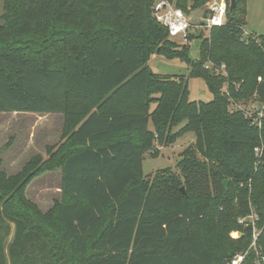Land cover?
<instances>
[{
	"label": "trees",
	"instance_id": "1",
	"mask_svg": "<svg viewBox=\"0 0 264 264\" xmlns=\"http://www.w3.org/2000/svg\"><path fill=\"white\" fill-rule=\"evenodd\" d=\"M156 1L11 0L0 113L59 114L63 142L16 175L0 168V264H263L264 117L257 129L229 107L264 105V35L244 36L248 0H226L223 25L189 31L193 62L154 18ZM168 1L187 15L210 0ZM152 54L184 62L187 79L153 73ZM192 78L209 102L189 100ZM188 134L179 172L146 181L143 154ZM40 165L61 172L46 212L25 196Z\"/></svg>",
	"mask_w": 264,
	"mask_h": 264
},
{
	"label": "rangeland",
	"instance_id": "2",
	"mask_svg": "<svg viewBox=\"0 0 264 264\" xmlns=\"http://www.w3.org/2000/svg\"><path fill=\"white\" fill-rule=\"evenodd\" d=\"M213 1L210 0L203 9L188 12L186 16L191 25V34L198 35L201 33L203 37L208 36L209 28L205 25L202 27L201 24L207 19L204 10H207ZM10 3L11 0H0V26L4 24V16L8 13ZM246 11L247 25L244 28V36L264 35V0H248ZM172 40L178 44H184L180 39ZM187 45L189 46L188 56L190 60L193 62L198 61L200 40L195 38L189 41ZM147 65L153 73L158 75L183 76L187 79L189 74L188 66L177 58L166 59L162 55L152 54L148 58ZM187 87L190 101L206 103L212 99V95L200 78L188 79ZM231 103L230 110H239L252 126L257 129L260 128L261 120L264 117L263 104L253 101L246 103L232 101ZM61 126L62 116L59 114L27 116L0 113V168L4 170L7 176H13L21 171L31 156L37 154L42 157V160H45L47 158L46 146L55 148L63 142L60 138ZM150 129H152L151 126ZM193 142V135L188 134L171 145L154 143L153 148L146 151L142 156L144 179L151 181L164 170L178 173L176 163L180 159V153ZM40 167L45 168V171L40 172L30 181L25 189V196L34 202L41 212H46L61 197V172L58 167H52L53 169L50 170L42 165ZM225 181L229 183L228 180ZM12 233L13 228L10 237L6 241V247L10 242ZM230 236L235 238L238 234L233 232Z\"/></svg>",
	"mask_w": 264,
	"mask_h": 264
},
{
	"label": "built area",
	"instance_id": "3",
	"mask_svg": "<svg viewBox=\"0 0 264 264\" xmlns=\"http://www.w3.org/2000/svg\"><path fill=\"white\" fill-rule=\"evenodd\" d=\"M208 10L209 15L203 24H201L202 27L205 25V27L211 28L212 26H221L224 24L227 10L226 0H214L208 7ZM153 16L156 21L168 30L171 39H180L183 43L188 42V33L191 25L189 19L181 9L174 7L168 0H157L153 6ZM205 68L213 69V66L206 64ZM220 69H223V66ZM254 152L256 155H259L258 148H255ZM239 222L241 223L242 220ZM255 239L256 236H254V241ZM242 258L243 256H236L231 264H240ZM261 261L264 263V257L261 258ZM257 264L260 263L258 262Z\"/></svg>",
	"mask_w": 264,
	"mask_h": 264
},
{
	"label": "water",
	"instance_id": "4",
	"mask_svg": "<svg viewBox=\"0 0 264 264\" xmlns=\"http://www.w3.org/2000/svg\"><path fill=\"white\" fill-rule=\"evenodd\" d=\"M233 6H234V1H231L230 11L232 10ZM223 186H224L225 189L228 188V183H227V181H224V182H223ZM181 192H183V188H181Z\"/></svg>",
	"mask_w": 264,
	"mask_h": 264
},
{
	"label": "crops",
	"instance_id": "5",
	"mask_svg": "<svg viewBox=\"0 0 264 264\" xmlns=\"http://www.w3.org/2000/svg\"><path fill=\"white\" fill-rule=\"evenodd\" d=\"M10 114H21V115H27V116H32V115H33V116H34V114H31V115H30V114H28V113H10ZM1 158H2V157H1Z\"/></svg>",
	"mask_w": 264,
	"mask_h": 264
}]
</instances>
